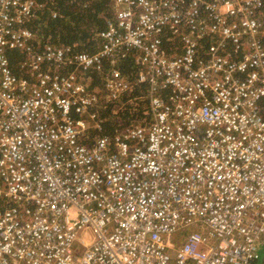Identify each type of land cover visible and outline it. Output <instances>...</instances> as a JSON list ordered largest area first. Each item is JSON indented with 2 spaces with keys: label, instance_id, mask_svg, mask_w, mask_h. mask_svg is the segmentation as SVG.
I'll use <instances>...</instances> for the list:
<instances>
[{
  "label": "built area",
  "instance_id": "1",
  "mask_svg": "<svg viewBox=\"0 0 264 264\" xmlns=\"http://www.w3.org/2000/svg\"><path fill=\"white\" fill-rule=\"evenodd\" d=\"M110 2L112 21L96 34L102 43L86 54L32 49L23 25L35 2L0 0V264L257 263L262 0ZM163 31L182 37L179 57L163 51ZM194 33L214 40L206 60L194 54ZM10 49L24 50L33 82L11 73ZM131 52L133 83L117 69ZM102 61L110 65L105 99L80 78ZM133 85L147 87V105L121 99ZM103 100L113 114L136 103L113 137L101 134L95 112Z\"/></svg>",
  "mask_w": 264,
  "mask_h": 264
},
{
  "label": "trees",
  "instance_id": "2",
  "mask_svg": "<svg viewBox=\"0 0 264 264\" xmlns=\"http://www.w3.org/2000/svg\"><path fill=\"white\" fill-rule=\"evenodd\" d=\"M35 2L33 16L24 23L33 35L28 45L32 49L40 50V47L51 45L61 48H69L72 53L92 54L101 45V40L96 34L106 30L107 23L112 21L113 9L110 0H33ZM205 13V10H202ZM205 15V14H204ZM255 17L264 22V0L262 6L255 13ZM160 42L163 51L169 57H175L181 53V47L178 36L171 35L169 31H163ZM184 29L179 31L182 35ZM171 36H174L172 38ZM264 41V39H263ZM199 43V49L203 48V52L208 45H213L214 40H210L209 36L202 37ZM27 45V44H26ZM27 45V46H28ZM231 48V47H230ZM230 50V49H229ZM232 51V50H231ZM9 68L11 73L18 79L33 82V75H29L26 71L24 61L25 54L22 49H10L6 52ZM200 60H205V54H199ZM135 53H126L120 58L117 69L124 77L133 83L136 74ZM241 56L240 50L232 51L231 58L237 60ZM110 65L106 61H102L99 68L85 71L80 77L87 87L89 93L96 98H107L106 76ZM147 87L144 85H133L129 92L122 93L121 99L132 101L135 97L137 102L145 103L147 95ZM163 98L166 94H162ZM135 103V104H136ZM139 103L135 108L138 115L141 116L146 108ZM132 102L121 110L118 114L112 113L113 102L107 100L97 102L95 104V112L98 119L102 121V135L114 136L119 128V134L122 127L130 122L134 117L130 113L134 105ZM147 107V106H146ZM141 118V117H140ZM147 118V115L144 116ZM117 130V131H116ZM98 132L90 133V138L94 137ZM260 260L254 264H264V241L259 251Z\"/></svg>",
  "mask_w": 264,
  "mask_h": 264
},
{
  "label": "bare ground",
  "instance_id": "3",
  "mask_svg": "<svg viewBox=\"0 0 264 264\" xmlns=\"http://www.w3.org/2000/svg\"><path fill=\"white\" fill-rule=\"evenodd\" d=\"M184 35H187V33L184 34ZM172 38H174V37H172ZM178 38H179V42H180L181 53H180L179 55L175 56V57H179V56L183 53V50H184V48H183V43H182V41H181V38H182V37H181V36H178ZM201 38H202V37L197 36L195 33H194V34H190V39H192V41H193L194 44H195V47L197 48L196 52L194 53L195 56H197V57H201V56L199 55L200 53H201V54H205V57H203V58H205V60H206V59L208 58L209 50H210V48H211L212 45H208V46H207V49L205 50V53H204V52H203V48H202V49H199V43H198V41H200ZM175 57H174V58H175Z\"/></svg>",
  "mask_w": 264,
  "mask_h": 264
},
{
  "label": "rangeland",
  "instance_id": "4",
  "mask_svg": "<svg viewBox=\"0 0 264 264\" xmlns=\"http://www.w3.org/2000/svg\"><path fill=\"white\" fill-rule=\"evenodd\" d=\"M114 12V10H112ZM113 16V14H112ZM185 238V235L184 234H181V237H180V240H183Z\"/></svg>",
  "mask_w": 264,
  "mask_h": 264
}]
</instances>
